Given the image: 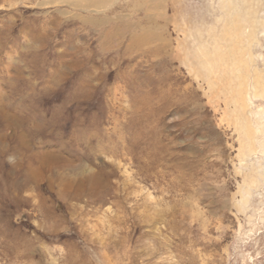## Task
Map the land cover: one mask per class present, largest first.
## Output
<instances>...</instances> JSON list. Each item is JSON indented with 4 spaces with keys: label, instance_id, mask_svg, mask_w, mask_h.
Instances as JSON below:
<instances>
[{
    "label": "rangeland",
    "instance_id": "374dc122",
    "mask_svg": "<svg viewBox=\"0 0 264 264\" xmlns=\"http://www.w3.org/2000/svg\"><path fill=\"white\" fill-rule=\"evenodd\" d=\"M0 264H264V0H0Z\"/></svg>",
    "mask_w": 264,
    "mask_h": 264
}]
</instances>
